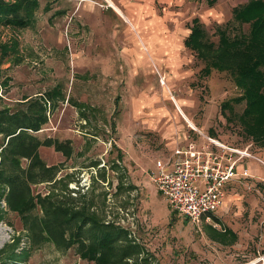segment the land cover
<instances>
[{"label":"rangeland","instance_id":"rangeland-1","mask_svg":"<svg viewBox=\"0 0 264 264\" xmlns=\"http://www.w3.org/2000/svg\"><path fill=\"white\" fill-rule=\"evenodd\" d=\"M248 1L39 0L28 28L0 24V109L14 112L56 90L47 124L31 134L71 145L69 157L39 148L57 174L31 185L33 199L72 201L76 211L129 231L147 259L137 264H264V149L241 132L244 104L221 110L240 95L231 77L199 78L203 64L184 47L194 18L210 42L218 27L240 30L232 11ZM134 46L147 65L136 64ZM185 134L234 165L215 217L198 224L172 212L152 182L155 162L181 147L176 139ZM0 264L96 260L75 247L31 246L19 214L0 197Z\"/></svg>","mask_w":264,"mask_h":264},{"label":"trees","instance_id":"trees-1","mask_svg":"<svg viewBox=\"0 0 264 264\" xmlns=\"http://www.w3.org/2000/svg\"><path fill=\"white\" fill-rule=\"evenodd\" d=\"M38 8L39 0H0V24L28 28ZM232 14L241 29L233 33V27L230 33L227 26L218 27L217 43L208 40L198 18L192 19L184 47L203 64L199 78H208L213 71L231 77L240 95L223 102L221 110L231 112L232 104H244L238 117L241 132L264 149V0H249L235 7ZM245 25L247 32L243 30ZM58 94L53 90L38 99H25L23 107L14 112L0 109V197L7 209L19 214L33 247L48 242L61 252L75 247L78 255L93 258L96 264L145 262L147 259L141 258L143 248L129 231L76 211L72 201L33 199L31 185L52 182L57 174L56 167L47 166L41 159L39 148L53 146L63 156L71 155L69 141L40 140L32 135L47 124L48 112L56 107Z\"/></svg>","mask_w":264,"mask_h":264},{"label":"built area","instance_id":"built-area-1","mask_svg":"<svg viewBox=\"0 0 264 264\" xmlns=\"http://www.w3.org/2000/svg\"><path fill=\"white\" fill-rule=\"evenodd\" d=\"M209 142L221 147L217 141ZM205 148L198 150L192 142L177 147L167 159L155 162L152 175L171 211L193 224L214 216L223 203L225 185L235 176L233 164L222 165L219 157Z\"/></svg>","mask_w":264,"mask_h":264},{"label":"crops","instance_id":"crops-1","mask_svg":"<svg viewBox=\"0 0 264 264\" xmlns=\"http://www.w3.org/2000/svg\"><path fill=\"white\" fill-rule=\"evenodd\" d=\"M154 40H156L157 42H158V46H161V47H163V45L161 44V41H159V39H156V38H154ZM134 50H133V55H134V58H135V61H136V64L137 65H139V63H141L140 64V66H144V65H147V60H146V57L144 56V54L143 53H141L135 46H134ZM149 51L150 52H154L153 51V49H149ZM156 52H162V51H156ZM146 67V66H145ZM144 67V68H145ZM164 83H162V85H163ZM173 104H175V106H176V110L178 111V115L184 120V121H186L187 123H188V118L186 117V115L183 113V111H182V109L180 108V106H179V104H178V102L176 103L175 102V100H173ZM180 108V109H179ZM188 125H189V127L190 128H192L191 126H190V124L188 123ZM176 142H178V144L180 145V146H186V143L188 142V140H187V137H186V134L185 135H183V138L181 139V137H179V138H177L176 139ZM173 149V148H172ZM171 149V150H172ZM170 150V151H171ZM213 218L215 217V216H212Z\"/></svg>","mask_w":264,"mask_h":264},{"label":"bare ground","instance_id":"bare-ground-1","mask_svg":"<svg viewBox=\"0 0 264 264\" xmlns=\"http://www.w3.org/2000/svg\"><path fill=\"white\" fill-rule=\"evenodd\" d=\"M218 143V142H217Z\"/></svg>","mask_w":264,"mask_h":264}]
</instances>
